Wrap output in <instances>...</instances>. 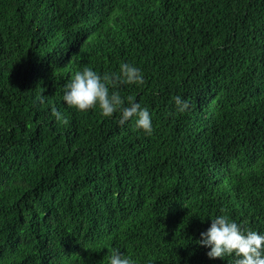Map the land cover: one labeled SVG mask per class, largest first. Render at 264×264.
<instances>
[{"label":"trees","instance_id":"16d2710c","mask_svg":"<svg viewBox=\"0 0 264 264\" xmlns=\"http://www.w3.org/2000/svg\"><path fill=\"white\" fill-rule=\"evenodd\" d=\"M0 264H264V0H0Z\"/></svg>","mask_w":264,"mask_h":264}]
</instances>
